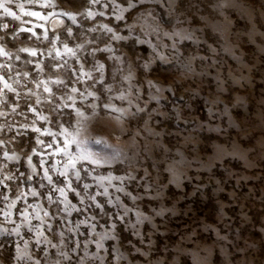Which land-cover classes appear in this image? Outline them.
I'll return each mask as SVG.
<instances>
[{
  "label": "rangeland",
  "instance_id": "374dc122",
  "mask_svg": "<svg viewBox=\"0 0 264 264\" xmlns=\"http://www.w3.org/2000/svg\"><path fill=\"white\" fill-rule=\"evenodd\" d=\"M0 264H264V0H0Z\"/></svg>",
  "mask_w": 264,
  "mask_h": 264
},
{
  "label": "snow or ice",
  "instance_id": "6c2138e0",
  "mask_svg": "<svg viewBox=\"0 0 264 264\" xmlns=\"http://www.w3.org/2000/svg\"><path fill=\"white\" fill-rule=\"evenodd\" d=\"M41 6H43V5H41ZM5 11H7V9H6ZM9 15H11V13H9ZM36 15H38V14H36ZM117 18H119V17H117ZM108 31H111V29H108ZM47 90H48V89L46 88L45 91H47ZM73 91H75V89H73ZM89 95H92V94L89 93ZM112 110L115 111L116 109H112ZM77 115H82V113H80V112L77 111ZM69 163L71 164L72 161L69 160Z\"/></svg>",
  "mask_w": 264,
  "mask_h": 264
}]
</instances>
